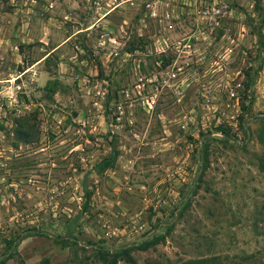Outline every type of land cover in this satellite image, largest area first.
Here are the masks:
<instances>
[{
	"label": "rangeland",
	"instance_id": "obj_1",
	"mask_svg": "<svg viewBox=\"0 0 264 264\" xmlns=\"http://www.w3.org/2000/svg\"><path fill=\"white\" fill-rule=\"evenodd\" d=\"M46 52L0 87V264H264V0H0V79Z\"/></svg>",
	"mask_w": 264,
	"mask_h": 264
},
{
	"label": "crops",
	"instance_id": "obj_2",
	"mask_svg": "<svg viewBox=\"0 0 264 264\" xmlns=\"http://www.w3.org/2000/svg\"><path fill=\"white\" fill-rule=\"evenodd\" d=\"M50 56V52L44 53L41 57L36 59L33 63L30 65H27L26 67H23L22 70L18 71L17 74L24 75L27 73V76H30L31 81L37 82L39 85H43L47 80L51 78V75L49 70L42 66V62ZM75 56H71L70 58H73ZM76 61V60H75ZM64 66H66L65 62L59 61L56 64L55 69L53 71H56V73L59 74V72H63ZM63 67V68H62ZM68 67L73 69L75 76H79V73H82V63L81 59L77 62H74L73 64H68ZM79 81V78L77 79Z\"/></svg>",
	"mask_w": 264,
	"mask_h": 264
},
{
	"label": "trees",
	"instance_id": "obj_3",
	"mask_svg": "<svg viewBox=\"0 0 264 264\" xmlns=\"http://www.w3.org/2000/svg\"><path fill=\"white\" fill-rule=\"evenodd\" d=\"M219 132L223 133L222 130H219ZM29 235L47 236L49 234H46L43 232H36V233L28 234V236ZM51 239H52L53 243L55 244V249L61 250V248L63 247V244L62 243L59 244V242L62 241V237L51 236ZM155 239H157V238H155ZM153 241H155V240L151 239V240L139 241L136 244V247L140 250H145L148 248V246H150L152 243H154ZM95 250H96L98 257L100 258V260L102 261L103 264H114L117 257H120V254H122L127 260H130V258L128 256V248L121 249L120 252L115 251V252H111V253H108V251L105 250V248H102L101 246L95 247Z\"/></svg>",
	"mask_w": 264,
	"mask_h": 264
},
{
	"label": "built area",
	"instance_id": "obj_4",
	"mask_svg": "<svg viewBox=\"0 0 264 264\" xmlns=\"http://www.w3.org/2000/svg\"><path fill=\"white\" fill-rule=\"evenodd\" d=\"M10 75V74H9ZM21 74L10 75L5 79H0V87H3L5 84L8 83L6 86L11 89V94L8 96V101L13 103V107H16L19 99L18 93L21 92L22 84L19 82Z\"/></svg>",
	"mask_w": 264,
	"mask_h": 264
}]
</instances>
